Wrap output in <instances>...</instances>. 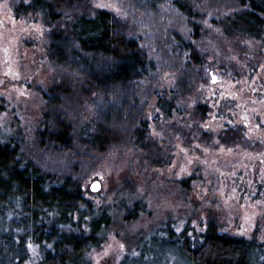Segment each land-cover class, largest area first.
I'll list each match as a JSON object with an SVG mask.
<instances>
[{"label":"rangeland","instance_id":"obj_1","mask_svg":"<svg viewBox=\"0 0 264 264\" xmlns=\"http://www.w3.org/2000/svg\"><path fill=\"white\" fill-rule=\"evenodd\" d=\"M16 1L0 0V134L16 137L22 153L43 168L73 175L96 207L116 202L132 210L140 206L126 220L125 211L118 213L107 241L89 255L95 264H121L125 258L130 264L137 235L169 214L179 220L190 217L194 225L213 216L236 235L250 236L258 224L264 230V41L223 32L217 20L234 11L231 0L67 2L59 26L74 11L91 15L104 8L147 59V75L134 85L130 106L133 116L145 120L152 147L133 143L124 124L118 129L123 141L101 153L77 139L68 150L38 144L45 94L52 95L55 84H69L70 91L58 96L78 126L92 121L98 98L87 97L80 73L48 57L51 26L39 17H16ZM179 2L193 14L182 11ZM192 22L198 23L197 35ZM185 41L196 46L200 64L190 60ZM185 71L192 76V89L182 94L178 80ZM161 96L173 99L170 114L158 106ZM198 103L208 108L203 118L193 114ZM229 128H239L241 136L223 143L218 136ZM191 175L189 188L182 187L179 181ZM93 181L100 185L96 191L90 188ZM165 256L166 264L173 262ZM150 264L164 263L159 258Z\"/></svg>","mask_w":264,"mask_h":264},{"label":"trees","instance_id":"obj_2","mask_svg":"<svg viewBox=\"0 0 264 264\" xmlns=\"http://www.w3.org/2000/svg\"><path fill=\"white\" fill-rule=\"evenodd\" d=\"M231 1L236 6L234 11L217 20L223 32L230 37L264 41V0ZM67 2L12 3L16 17H39L51 26L47 33L48 57L80 73L87 97L95 94L98 98L92 121L78 126L58 96L70 91L69 84H55L53 96L45 94L47 102L36 130L38 144L68 150L77 139L88 150L101 153L123 141L118 129L125 124L133 143L150 150L152 145L145 136L147 124L133 116L134 107L130 106L136 93L134 85L147 75L146 56L104 8L95 9L91 15L74 11L69 21L59 26ZM178 5L188 15L193 14L189 5ZM191 28L197 35L198 23L192 22ZM183 44L190 60L200 64L196 46L188 41ZM191 78L186 71L180 76L182 94L192 89ZM157 104L166 114L175 108L173 99L166 96L159 97ZM207 112V106L201 103L193 108V114L201 118ZM239 131L229 128L218 138L231 143L239 139ZM192 178L179 183L189 188ZM115 205L96 207L73 175L43 168L22 153L16 137L0 134V264H95L89 255L107 241L118 213L125 211L122 218L126 220L140 209L139 203L133 210L126 203ZM166 254L173 259L169 264L175 260V264H264V230L258 224L250 236L236 235L223 230L213 216L194 225L190 217L179 220L169 214L137 235L129 255L134 262L130 264H150L159 258L166 264ZM121 264H128L126 258Z\"/></svg>","mask_w":264,"mask_h":264},{"label":"water","instance_id":"obj_3","mask_svg":"<svg viewBox=\"0 0 264 264\" xmlns=\"http://www.w3.org/2000/svg\"><path fill=\"white\" fill-rule=\"evenodd\" d=\"M99 187H100V185H99V182H98V181H93V182L91 183V185H90V188H91V190H93V191L98 190Z\"/></svg>","mask_w":264,"mask_h":264}]
</instances>
